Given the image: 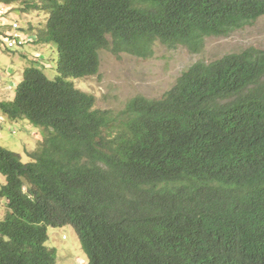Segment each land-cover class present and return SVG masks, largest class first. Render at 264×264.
<instances>
[{
	"label": "trees",
	"instance_id": "16d2710c",
	"mask_svg": "<svg viewBox=\"0 0 264 264\" xmlns=\"http://www.w3.org/2000/svg\"><path fill=\"white\" fill-rule=\"evenodd\" d=\"M0 4L47 15L20 28L57 53L54 79L25 68L0 101V116L42 135L28 162L0 146V264H56L47 228L65 226L87 264H264V51L197 62L159 98L120 111L95 108L73 83L98 75L102 51L199 53L264 16V0Z\"/></svg>",
	"mask_w": 264,
	"mask_h": 264
},
{
	"label": "rangeland",
	"instance_id": "374dc122",
	"mask_svg": "<svg viewBox=\"0 0 264 264\" xmlns=\"http://www.w3.org/2000/svg\"><path fill=\"white\" fill-rule=\"evenodd\" d=\"M10 15L23 29L29 25H44L47 19L45 14L21 13L17 9ZM30 37L31 40L23 47L13 50L0 47V101L13 100L25 68L34 66L51 80L57 75L56 48L53 45H39L33 42L34 36ZM248 48L264 51V16L226 37L206 38L199 53H191L185 47L169 49L158 43L154 46V55L146 60L125 53L114 56L102 51L98 75L74 80L73 83L76 88L95 98V108L120 111L135 96L159 98L174 85L182 72L197 62L210 63ZM34 52L40 54V62L33 57ZM0 117V124L5 123L0 130V146L18 153L23 162H28V154L42 139L41 131L26 121L12 122L4 116ZM4 183V177L0 175V190ZM6 210V202L0 197V220ZM47 235L46 247L56 251V264H87V257L72 227H48Z\"/></svg>",
	"mask_w": 264,
	"mask_h": 264
},
{
	"label": "built area",
	"instance_id": "2783aa9c",
	"mask_svg": "<svg viewBox=\"0 0 264 264\" xmlns=\"http://www.w3.org/2000/svg\"><path fill=\"white\" fill-rule=\"evenodd\" d=\"M11 7L0 4V47L14 49L30 40L28 32H22L15 19L10 18ZM10 20L12 22H10ZM36 55V54H35ZM37 58H40L37 54ZM1 83V82H0Z\"/></svg>",
	"mask_w": 264,
	"mask_h": 264
},
{
	"label": "crops",
	"instance_id": "0c3cea01",
	"mask_svg": "<svg viewBox=\"0 0 264 264\" xmlns=\"http://www.w3.org/2000/svg\"><path fill=\"white\" fill-rule=\"evenodd\" d=\"M12 70H13V69H11L10 72H12ZM0 119H1V117H0ZM4 124H5L4 122H2V123L0 124V130H1V126H3ZM0 133H1V131H0Z\"/></svg>",
	"mask_w": 264,
	"mask_h": 264
},
{
	"label": "clouds",
	"instance_id": "9594fccd",
	"mask_svg": "<svg viewBox=\"0 0 264 264\" xmlns=\"http://www.w3.org/2000/svg\"><path fill=\"white\" fill-rule=\"evenodd\" d=\"M34 54H37V53H34Z\"/></svg>",
	"mask_w": 264,
	"mask_h": 264
}]
</instances>
